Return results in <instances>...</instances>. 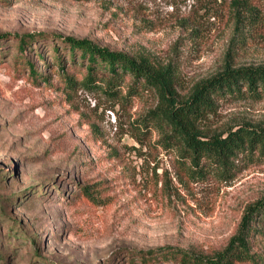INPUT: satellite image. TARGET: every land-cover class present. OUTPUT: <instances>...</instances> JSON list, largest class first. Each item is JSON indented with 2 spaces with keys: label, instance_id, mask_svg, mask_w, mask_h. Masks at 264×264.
<instances>
[{
  "label": "rangeland",
  "instance_id": "1",
  "mask_svg": "<svg viewBox=\"0 0 264 264\" xmlns=\"http://www.w3.org/2000/svg\"><path fill=\"white\" fill-rule=\"evenodd\" d=\"M233 1L0 0V34L88 38L170 68L183 100L227 65L264 66V0H248L258 18L239 25ZM15 42L0 41V264H142L150 249L226 251L249 206L264 199V156L236 160L229 179L212 169L194 176L153 124L155 88L130 78L116 97L70 88L43 47L52 38L34 45L48 62ZM217 103L201 122L206 135L264 130V98ZM251 249L264 256V234Z\"/></svg>",
  "mask_w": 264,
  "mask_h": 264
},
{
  "label": "trees",
  "instance_id": "2",
  "mask_svg": "<svg viewBox=\"0 0 264 264\" xmlns=\"http://www.w3.org/2000/svg\"><path fill=\"white\" fill-rule=\"evenodd\" d=\"M238 25L255 23L256 8L248 0H234ZM16 37V49L28 55L33 50L38 58L47 61L41 47L53 54L61 76L70 88L79 83L88 90L100 89L112 97L119 96L123 83L130 78L133 83L153 87L160 93L161 103L151 111L154 126L162 133L165 146L177 148L181 159L190 160L189 172L204 177L214 170L220 177L229 179L238 169L236 160L264 156V130L248 126L230 128L226 135H206L201 122L217 112L219 100L227 97L264 98V66L233 68L227 65L223 71L198 83L186 99H179L170 68L156 69L146 60H138L126 52L101 46L88 38L63 36L42 38L44 33L0 34V41ZM0 46H2L0 44ZM2 48H0L1 50ZM32 66L33 64L30 63ZM81 67L85 75L80 81L68 68ZM33 75L38 77L33 68ZM134 84H132L133 86ZM131 88V87H130ZM264 234V199L250 205L242 220L240 232L229 247L216 257H203L176 247L150 249L139 253L140 262L149 264L170 261L180 264H235L252 262L261 264L264 256L252 252L251 240Z\"/></svg>",
  "mask_w": 264,
  "mask_h": 264
}]
</instances>
